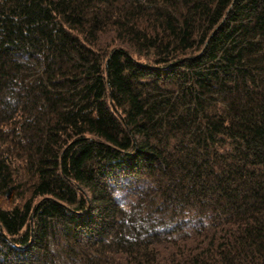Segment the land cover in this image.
Here are the masks:
<instances>
[{
    "label": "trees",
    "instance_id": "obj_1",
    "mask_svg": "<svg viewBox=\"0 0 264 264\" xmlns=\"http://www.w3.org/2000/svg\"><path fill=\"white\" fill-rule=\"evenodd\" d=\"M0 264H264V0H0Z\"/></svg>",
    "mask_w": 264,
    "mask_h": 264
}]
</instances>
